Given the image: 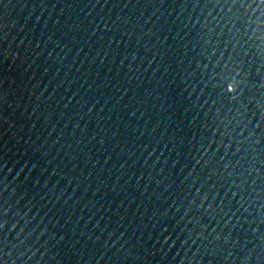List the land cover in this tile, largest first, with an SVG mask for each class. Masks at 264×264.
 <instances>
[{"label":"water","instance_id":"obj_1","mask_svg":"<svg viewBox=\"0 0 264 264\" xmlns=\"http://www.w3.org/2000/svg\"><path fill=\"white\" fill-rule=\"evenodd\" d=\"M0 264H264V0H0Z\"/></svg>","mask_w":264,"mask_h":264}]
</instances>
